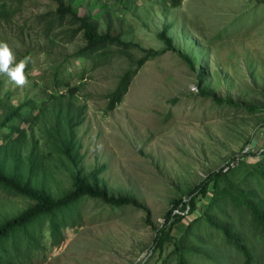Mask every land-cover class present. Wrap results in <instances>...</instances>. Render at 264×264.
<instances>
[{
    "label": "rangeland",
    "instance_id": "rangeland-1",
    "mask_svg": "<svg viewBox=\"0 0 264 264\" xmlns=\"http://www.w3.org/2000/svg\"><path fill=\"white\" fill-rule=\"evenodd\" d=\"M20 3L12 0L19 11L0 29V38L11 49L3 63L25 65L30 60L25 72L0 76V99L18 87L8 96L13 106L29 98L49 101L53 91L44 86L55 66L84 45L82 32L68 37V30H75L69 24L49 37L43 34L36 16L53 12L52 1ZM71 6L78 17L93 18L100 34L110 24V33L122 42L158 55L139 68L110 111L107 95L129 62L144 53L111 46L116 55L105 65L74 61L67 72L78 73L81 66L85 70L80 83L71 81L72 88L78 86L74 107H85L71 141L79 169L61 155L59 143L46 138L45 130H36L28 144L36 142L42 166L30 175L24 152L19 176L22 182L33 178L34 185L59 198L71 189L75 171L82 177L98 171V186L107 198L130 197L136 206L117 208L101 199L83 202L78 223L63 231L62 241L52 247L45 236L42 248L23 264H158L173 251L166 244L162 255L153 252L172 202L185 199L188 190L213 171L225 174L218 189L209 185L196 211L174 226L173 240L184 233L187 222L203 216L215 194L237 196L243 191L264 202V178H251L252 166L260 159L251 155L264 149V0H183L175 9L168 0H71ZM165 25L172 51L158 36ZM200 89L207 95H199ZM41 117L47 127L54 122L46 112ZM31 205L0 191V224ZM213 216L238 235L256 264H264V238L243 205L229 202ZM204 226L189 238L194 251L185 255L189 264H242V256L226 244L222 233ZM168 264L176 263L170 259Z\"/></svg>",
    "mask_w": 264,
    "mask_h": 264
},
{
    "label": "trees",
    "instance_id": "trees-1",
    "mask_svg": "<svg viewBox=\"0 0 264 264\" xmlns=\"http://www.w3.org/2000/svg\"><path fill=\"white\" fill-rule=\"evenodd\" d=\"M19 0V5L21 4ZM55 4L56 9L53 12H47L36 16L37 25L42 27V32L46 37L49 33L57 28L62 29L69 24L75 30H68L69 38L74 37L82 32L81 41L84 45L77 51L73 52L71 59H64L52 71L50 82L46 84L47 89L53 91L49 101L27 100L20 106H13L8 102L9 98L0 99V191L8 196L19 195L21 198L29 200L31 206L20 213L18 216L7 219L0 224V264H23L31 261V257L39 249L42 248V242L45 236L50 238L52 247H56L63 238V231L67 227H74L81 217L82 203L88 200L101 199L106 204L114 207L132 206L136 203L130 197L107 198V194L99 189L97 174L98 171L91 172L87 177L80 175V170L72 176V186L63 196L53 198L52 193L43 187H38L32 183L33 178H27L21 183L18 177V168L21 165V152L27 151L25 156L26 167L29 174L32 175L42 164L38 161V148L34 140H31L30 147L27 145L25 135L29 132L32 136L37 130L40 132L45 130V136L48 140L59 143L64 151L65 159L73 163L75 170L79 166L76 161L78 152L71 145L73 140V130L82 123L84 115V106H76L75 95L78 86L71 87V81L77 79L78 82L83 79L85 70L80 68L74 72H67L74 61L90 63L93 67L105 65L115 58L116 51H111L110 47L123 48L125 51L137 49L144 53V56L136 61H130L128 70L119 77L114 91L107 95V110H113L121 102L123 96L128 90L131 80L144 65L146 61L158 55L153 50H142L135 44L124 43L119 36L112 35L110 24L106 28V32L99 33L97 23L93 22V18L88 16L78 17L74 8L71 6V0H50ZM183 0H168L169 7L178 8ZM19 11V6H12V0H0V29L3 25H9L12 17ZM108 17V15H107ZM109 22L111 23L110 19ZM169 26L165 25L159 33V38L166 43L167 50L172 51L170 39L167 37ZM63 34V33H62ZM55 39V36L52 37ZM5 38H0V59L3 60L5 52L11 53ZM53 43V42H50ZM4 50V51H3ZM50 53V50H48ZM23 59V58H22ZM28 60V59H26ZM30 60L25 65H14L10 63L0 70L1 74H10L14 70V66L20 69H29ZM131 67H135L131 69ZM78 75H77V74ZM74 74L77 76L73 77ZM65 91L62 93L61 91ZM16 91V90H15ZM12 92L6 93L7 96L13 95ZM60 91V92H59ZM199 95L206 96L203 90H199ZM217 104H222V100H215ZM230 105H234L229 103ZM21 106H27L30 110L29 115L25 116L20 113ZM238 106V105H235ZM38 111V114L34 112ZM43 112L52 113L53 124L47 127L42 123L38 116ZM26 124V129H20L21 124ZM4 130L6 133L2 134ZM65 139L69 142L66 144ZM262 155V156H261ZM260 156L258 161L252 166L253 174L251 178H264V149L251 157ZM13 169V170H12ZM9 171L10 174H9ZM225 174L221 170L213 171L201 180L198 184L188 190L186 198L176 199L172 202L171 208L164 217L162 227L157 230V235L153 242V252H162L166 244L173 246V251L168 254L158 264H168L170 259L176 264H189L185 255H194L190 236L196 228L198 231L201 226H207L211 229L215 228L222 233L227 245L234 248L242 258V264H256L253 252L239 239L238 235L232 232L228 227L222 226L213 216L216 211L222 213L223 209L230 202L233 206L241 208L243 205L250 214L251 222L254 228L259 232V237L264 238V202L262 200H252L243 191H239L237 196H231L223 191L219 195L215 194L207 204H205V212L200 218H196L187 222L184 233L177 239L172 238L171 231L178 223L185 221L187 216L193 214L197 209V203L204 199L209 191V185L213 184L214 189H218L217 184L220 178ZM87 178L89 181H87ZM254 197V196H252ZM204 226V227H205Z\"/></svg>",
    "mask_w": 264,
    "mask_h": 264
},
{
    "label": "clouds",
    "instance_id": "clouds-1",
    "mask_svg": "<svg viewBox=\"0 0 264 264\" xmlns=\"http://www.w3.org/2000/svg\"><path fill=\"white\" fill-rule=\"evenodd\" d=\"M1 61H0V70L2 69V67L5 65V68L8 66V65H10V64H4L3 63V60L2 59H0ZM15 71H19V72H25L26 70H23V69H20V68H18L17 66H14V70L10 73V74H12L13 72H15ZM10 74H1L0 73V76H7V75H10ZM18 87H16L15 88V90L17 89ZM15 90H13V91H15ZM17 91V90H16ZM16 91L13 93V95H15L16 94ZM12 92V91H11ZM7 96V95H6ZM11 96V95H10ZM7 98H10V97H8L7 96ZM38 100V99H36V98H29V99H26L25 101H27V100ZM25 101H23V102H19L18 104H16L17 106H20L21 104H23ZM38 101H47V100H42V99H40V100H38ZM23 111H27L28 113L27 114H25V113H23ZM20 113L22 114V115H25V116H27V115H29V113H30V110H29V108L27 107V106H21V110H20ZM46 113H48L49 115H50V117L51 118H53L52 116V113H50V112H46ZM35 114H38V111L35 113ZM41 115L42 114H40L39 116H38V118H39V120H41V121H43V119H42V117H41ZM52 115V116H51ZM42 123H45V122H42ZM81 125V124H80ZM79 125V126H80ZM24 126V127H23ZM78 126V127H79ZM26 124H21L20 125V129H26ZM78 127H76L74 130H73V132L75 131V130H77L78 129ZM1 133L2 134H5L6 132L4 131V130H2L1 131ZM73 136H74V133H73ZM32 137V135L29 133V132H27L26 133V135H25V140H26V142H27V145L30 147V145L28 144V142H29V138H31ZM61 151H64V149L62 148V146H60V148H59V152L61 153V155H62V152ZM24 150L21 152V155L23 156V154H24ZM27 152V151H26ZM64 156V155H63ZM21 165H22V162H21ZM20 165V166H21ZM20 168L21 167H19L18 168V174L20 175ZM13 170V169H12ZM27 171H28V169H27ZM29 172V171H28ZM18 175V177L20 178V181H21V177ZM21 183H23L22 181H21Z\"/></svg>",
    "mask_w": 264,
    "mask_h": 264
}]
</instances>
